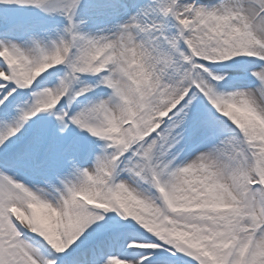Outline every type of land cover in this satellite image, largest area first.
I'll list each match as a JSON object with an SVG mask.
<instances>
[{
    "label": "snow or ice",
    "instance_id": "snow-or-ice-1",
    "mask_svg": "<svg viewBox=\"0 0 264 264\" xmlns=\"http://www.w3.org/2000/svg\"><path fill=\"white\" fill-rule=\"evenodd\" d=\"M0 264H264V0H0Z\"/></svg>",
    "mask_w": 264,
    "mask_h": 264
}]
</instances>
